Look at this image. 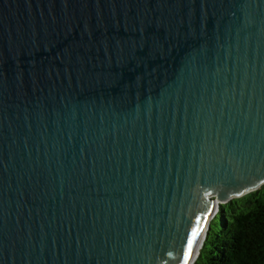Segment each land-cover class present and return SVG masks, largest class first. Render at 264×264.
Wrapping results in <instances>:
<instances>
[{
	"label": "water",
	"instance_id": "obj_1",
	"mask_svg": "<svg viewBox=\"0 0 264 264\" xmlns=\"http://www.w3.org/2000/svg\"><path fill=\"white\" fill-rule=\"evenodd\" d=\"M262 185L264 0H0V264H194Z\"/></svg>",
	"mask_w": 264,
	"mask_h": 264
},
{
	"label": "trees",
	"instance_id": "obj_2",
	"mask_svg": "<svg viewBox=\"0 0 264 264\" xmlns=\"http://www.w3.org/2000/svg\"><path fill=\"white\" fill-rule=\"evenodd\" d=\"M194 264H264V185L220 204Z\"/></svg>",
	"mask_w": 264,
	"mask_h": 264
},
{
	"label": "bare ground",
	"instance_id": "obj_3",
	"mask_svg": "<svg viewBox=\"0 0 264 264\" xmlns=\"http://www.w3.org/2000/svg\"><path fill=\"white\" fill-rule=\"evenodd\" d=\"M203 242H204V239L203 238H201V239H199V241H198V243L196 244V246H195V250H194V252H193V255L195 256H197L198 255V251H200V249H201V247H202V245H203ZM195 256V257H196Z\"/></svg>",
	"mask_w": 264,
	"mask_h": 264
},
{
	"label": "snow or ice",
	"instance_id": "obj_4",
	"mask_svg": "<svg viewBox=\"0 0 264 264\" xmlns=\"http://www.w3.org/2000/svg\"><path fill=\"white\" fill-rule=\"evenodd\" d=\"M189 245L191 246V241H189Z\"/></svg>",
	"mask_w": 264,
	"mask_h": 264
}]
</instances>
